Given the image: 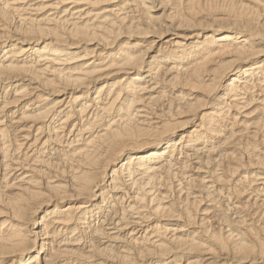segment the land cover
<instances>
[{"label": "bare ground", "instance_id": "1", "mask_svg": "<svg viewBox=\"0 0 264 264\" xmlns=\"http://www.w3.org/2000/svg\"><path fill=\"white\" fill-rule=\"evenodd\" d=\"M0 264H264V0H0Z\"/></svg>", "mask_w": 264, "mask_h": 264}]
</instances>
